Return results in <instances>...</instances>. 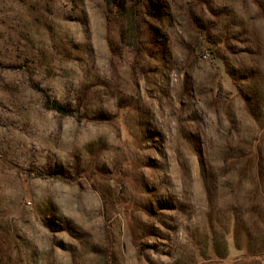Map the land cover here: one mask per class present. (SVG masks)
Segmentation results:
<instances>
[{"label": "rangeland", "instance_id": "rangeland-1", "mask_svg": "<svg viewBox=\"0 0 264 264\" xmlns=\"http://www.w3.org/2000/svg\"><path fill=\"white\" fill-rule=\"evenodd\" d=\"M0 264H264V0H0Z\"/></svg>", "mask_w": 264, "mask_h": 264}, {"label": "trees", "instance_id": "trees-1", "mask_svg": "<svg viewBox=\"0 0 264 264\" xmlns=\"http://www.w3.org/2000/svg\"><path fill=\"white\" fill-rule=\"evenodd\" d=\"M45 106L47 108H49L50 110H53V111H55L57 113H60V114H68L69 113V111L66 108L61 106L56 101H53V100H50V99H47L45 101Z\"/></svg>", "mask_w": 264, "mask_h": 264}]
</instances>
